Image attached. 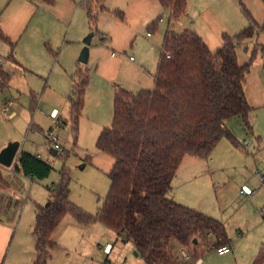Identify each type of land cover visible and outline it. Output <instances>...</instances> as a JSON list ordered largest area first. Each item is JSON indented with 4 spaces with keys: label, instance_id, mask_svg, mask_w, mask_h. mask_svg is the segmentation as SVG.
I'll return each mask as SVG.
<instances>
[{
    "label": "rangeland",
    "instance_id": "obj_1",
    "mask_svg": "<svg viewBox=\"0 0 264 264\" xmlns=\"http://www.w3.org/2000/svg\"><path fill=\"white\" fill-rule=\"evenodd\" d=\"M191 4L202 14L197 18L200 33L212 51L222 46L224 34L240 33L251 20L260 26L264 23V0H191ZM191 17L188 4L186 12L174 19L159 0H55L54 4L43 0H0V26L16 45L14 54L23 67L7 61L12 47L0 38V55L5 60L2 64L8 71L17 70L7 85L1 86L0 80V147L18 141L26 150L36 152L38 148L52 166L44 180H30L13 172L12 167H0L9 179L7 187L0 182V194L13 199L11 208L2 200L1 215L8 213L14 219L0 264H20L11 257L5 262L19 237L23 253L34 254L36 208L46 204L48 190L59 182L62 170L71 177L70 200L88 215L98 212L109 194L115 160L98 149L97 140L101 131L112 125L115 94L120 89L134 94L154 89L167 32L190 29L194 24ZM91 32L94 37L90 57L88 62H81L80 54ZM262 45L264 31L237 44L240 64L251 62L245 92L252 107L249 125L241 117L226 122L237 144L224 137L210 157L186 156L171 189L188 195V160H215L212 186L208 180L196 198H222V213L216 216L225 223L231 243L239 246V251L235 256L233 251L220 255L212 248V235L189 247L172 241L175 257L186 264H196V257H201L204 264H251L248 262L253 252L260 250L264 241V186L258 177L261 174L264 179ZM78 68L89 72L90 83L76 124L69 96ZM7 102L17 113L14 120H8L3 112ZM54 108L58 111L52 117ZM59 120L62 126L57 125ZM47 132L56 141L50 140ZM56 143L62 151L54 147ZM50 148L57 155H52ZM244 184L258 190L252 201L240 194ZM172 194L174 190L168 196ZM52 238L58 245L50 248L49 264H146L135 255L131 243L122 244L117 233L100 222L83 224L66 215ZM108 243L112 245L110 253Z\"/></svg>",
    "mask_w": 264,
    "mask_h": 264
},
{
    "label": "trees",
    "instance_id": "obj_2",
    "mask_svg": "<svg viewBox=\"0 0 264 264\" xmlns=\"http://www.w3.org/2000/svg\"><path fill=\"white\" fill-rule=\"evenodd\" d=\"M159 1L174 19L186 12L187 0ZM88 15L94 19L90 11ZM259 31H264V23L260 26L252 20L240 33L224 34L216 51L195 31L167 32L154 89L137 94L120 89L115 94L112 125L104 128L97 140L98 149L115 160L103 205L95 215L78 208L70 200L71 177L62 170L58 184L48 190V202L36 208V257L32 264H48L53 234L66 215L83 224L103 223L130 242L146 264H186L175 257L172 241L189 247L212 235V247L230 243L223 222L178 203L168 193L186 156L210 157L224 137L237 144L226 127L228 120L241 117L249 125L252 107L245 84L251 62L240 64L237 44L253 39ZM0 38L12 47L7 61L16 62V45L1 26ZM260 53L264 67V45ZM9 79L0 64L1 86ZM73 82L69 101L78 124L89 72L78 69ZM14 167L17 173L37 180L52 172L48 162L26 151L19 154ZM0 182H6L1 168ZM252 264H264V246Z\"/></svg>",
    "mask_w": 264,
    "mask_h": 264
},
{
    "label": "crops",
    "instance_id": "obj_3",
    "mask_svg": "<svg viewBox=\"0 0 264 264\" xmlns=\"http://www.w3.org/2000/svg\"><path fill=\"white\" fill-rule=\"evenodd\" d=\"M141 2H142V0H140ZM187 4H188V11H189V15H191L192 17H191V19H192V21L194 22V24H193V26L190 28V29H185L184 31H186V30H192V31H195L196 33H198L201 37H202V35H201V30H200V28H199V23H198V19L197 18H199L202 14L200 13V12H198V10L197 9H195V8H193L192 7V4H191V0H187ZM251 23H252V20H251ZM250 23V24H251ZM256 23V22H255ZM256 24H258V23H256ZM248 27V26H247ZM247 27H245V28H247ZM244 28V29H245ZM202 29V28H201ZM243 29V30H244ZM183 31V32H184ZM242 31V30H241ZM261 32V31H260ZM259 32V33H260ZM182 33V32H181ZM258 33V34H259ZM94 37V36H93ZM263 46V45H262ZM261 46V47H262ZM10 54V53H9ZM1 56V55H0ZM2 57V56H1ZM7 58V57H6ZM15 60H16V62H13V63H15L17 66H19V67H21V68H23L22 67V63L18 60V59H16V57H15ZM5 61V60H4ZM0 64H2V63H0ZM4 66V65H3ZM5 68V70L7 71V73L9 74V76L11 77V75L12 74H14V73H16L17 72V70L16 69H9V71L7 70V68L6 67H4ZM78 69H80V68H78ZM77 72H78V70H77ZM76 72V73H77ZM74 77V76H73ZM73 77H72V81H73ZM10 80V79H9ZM90 83V82H89ZM106 83V81L104 80V84ZM88 87H89V85H88ZM88 87H87V90H88ZM72 89H73V87H72ZM87 90H86V92H87ZM57 109L56 108H54L53 110H52V117H54V115H56V113H57ZM3 112L5 113V117L8 119V120H14L16 117H17V113H16V111H13L12 110V103L11 102H7V104H6V106L4 107V109H3ZM55 118H57V116L55 117ZM62 123L63 122H61L60 120L58 121V123H57V125H60V126H62ZM226 127H227V125H226ZM9 141H11V140H9ZM12 142H14V141H12ZM5 145V144H4ZM7 146V145H6ZM6 146H1L0 147V152L6 147ZM22 151H26V152H30V153H32V154H36L38 157H40L41 159H46V157H44V154H45V152H40L39 151V149L37 148L36 149V152H32V151H29V150H26V149H24V147H22V145L20 144V147H19V150H18V153H17V158H18V156H19V154L22 152ZM51 152V151H50ZM51 154L52 155H57V154H53L52 152H51ZM44 157V158H43ZM197 161H189L188 160V178L185 180V183H187L186 185H185V187H186V189H187V187H188V195H187V193H178L177 191H175V189L173 188V190H174V194H172V196H170L171 198H173L175 201H177L178 203H180V204H182V205H184V206H187V207H189V208H192V209H194V210H197V211H199V212H201V213H203V214H205V215H207V216H210V217H212V218H214V219H217V220H219V221H221V222H223L220 218H219V216H216L217 215V213H222V209H223V207H222V205L220 204V200H221V202H222V198L220 197V199H219V197H216V199L217 200H214L211 196H208V197H206L205 199H203V196H201V198H199V199H197L196 197L197 196H199L197 193H198V190H199V188H204V187H207V185H208V180H210V183H211V185L210 186H212V183H213V181H214V173H213V171H214V169H213V167H212V164H214L215 163V160H213V161H203V160H198V159H196ZM44 161H46V162H48V160H44ZM16 163V162H15ZM15 163L11 166L12 167V170H13V172H15V173H17L16 171H15V167H14V165H15ZM1 166H3V165H1L0 164V167ZM258 173H260V172H258ZM17 174H19V173H17ZM22 175V174H21ZM28 178V177H27ZM178 178H179V176H178ZM30 180H33V179H31V178H29ZM5 181L6 182H3L4 184H5V186L7 187L8 185H9V179H7V178H5ZM58 184V183H57ZM57 184H53V186H51V188H53V187H55ZM214 185V184H213ZM216 185V184H215ZM243 187H248V188H250L247 184H244L243 185ZM171 189H172V187H171ZM170 189V191H169V195H170V193L172 192L173 193V190H171ZM1 190V189H0ZM257 190V189H256ZM241 191V190H240ZM0 193H1V191H0ZM257 193H258V190H257ZM256 193V194H257ZM49 194V193H48ZM241 194V193H240ZM256 194L253 196V197H251V198H247L246 196H244V195H242L243 197H245L246 199H248V200H250V201H252L255 197H256ZM2 200L3 201H6L7 202V204H8V206H7V208H11V206H12V201H13V199H11V197H4V196H2L1 194H0V205H1V202H2ZM48 200H49V195H48ZM48 200H47V202H48ZM187 200H188V202H187ZM46 202V203H47ZM195 202H197L196 204H195ZM188 203V204H187ZM195 205V206H194ZM1 213H2V210H0V224H2V225H0V258H1V256L3 255V252H4V248L6 247V243H7V238L9 237V235H10V233H11V231H12V228H11V223H13V221H14V219H12L11 217H12V215H10V214H2L1 215ZM219 214V215H220ZM224 223V222H223ZM225 224V223H224ZM57 230V229H56ZM227 233H228V231H227ZM241 237L239 238L240 240L241 239H243V235H240ZM13 237H14V235H13ZM119 238H121V240H122V244H129L130 242H126L122 237H120V236H118ZM228 237H229V234H228ZM53 239V238H52ZM229 240H230V243L231 242H233V239L231 238V237H229ZM21 241H22V237H19L18 238V242H17V244L15 245V247L12 249V247H10V249H9V251L7 252V254H6V256H5V262L7 263L8 262V260L10 259V257L12 258V259H15L16 261H18L20 264H32L33 263V261H34V259H35V257H36V251L34 252V254L33 253H28V254H24L23 253V251L21 250V248H20V243H21ZM36 241H37V238H35L34 239V243H35V245H36ZM238 244H240V241H238ZM58 245V243H56L55 241H53L52 242V244L50 245V248H51V246H57ZM108 246V248H110V247H112V245L110 244V243H108L107 244ZM133 246V245H132ZM264 246V241L262 242V244L260 245V250H255V252H253V258H251L250 260H249V262L248 263H253L255 260H254V258L256 257V256H258L259 255V253H260V251H261V249H262V247ZM134 247V246H133ZM213 249L215 248L216 249V247H212ZM113 250H114V247H113ZM135 250V249H134ZM233 252H234V256L235 255H237V253H238V251H239V246H235L234 245V249L232 250ZM51 252V251H50ZM259 252V253H258ZM10 253H12L11 255H9ZM230 253V252H229ZM226 254H228V253H226ZM220 255H222V254H220ZM223 255H225V254H223ZM237 257V256H236ZM257 258V257H256ZM255 258V259H256ZM188 259H190L191 260V256L188 254ZM52 259H51V257H50V259H49V261H51ZM109 260V259H108ZM195 260H196V264H204V260L201 258V257H196L195 258ZM254 260V261H253ZM50 262H48V264H49ZM251 263V264H252ZM105 264V263H104Z\"/></svg>",
    "mask_w": 264,
    "mask_h": 264
},
{
    "label": "water",
    "instance_id": "obj_4",
    "mask_svg": "<svg viewBox=\"0 0 264 264\" xmlns=\"http://www.w3.org/2000/svg\"><path fill=\"white\" fill-rule=\"evenodd\" d=\"M94 33L91 32L85 39V47L83 48L80 54L81 62H88L90 57L89 46L91 44ZM20 147V142L14 141L10 142L1 152H0V164L6 167H11L17 160V153ZM50 151L53 154H57V151L54 148H50ZM194 243H198V240L195 239ZM135 255L139 256L138 252L135 250Z\"/></svg>",
    "mask_w": 264,
    "mask_h": 264
},
{
    "label": "built area",
    "instance_id": "obj_5",
    "mask_svg": "<svg viewBox=\"0 0 264 264\" xmlns=\"http://www.w3.org/2000/svg\"><path fill=\"white\" fill-rule=\"evenodd\" d=\"M167 58H170V55L167 54L166 55ZM134 59V58H132ZM4 59L0 56V63H3ZM46 136L52 140V141H56V137L50 133V132H47L46 133ZM54 147L57 149V150H60L62 151L61 147L59 146V144H55ZM258 177L262 178V185L264 186V179L262 177L261 174H258ZM240 193L244 196H246L247 198H251L253 197L256 193H257V190L256 189H251V188H248V187H243L240 191ZM111 248H108L107 247V250H109V253L111 252ZM234 249V244L233 243H229L227 245H223V246H219V247H216V251L219 253V254H226V253H229L231 252L232 250ZM109 262V261H108Z\"/></svg>",
    "mask_w": 264,
    "mask_h": 264
}]
</instances>
